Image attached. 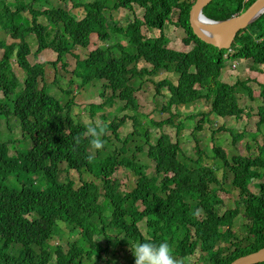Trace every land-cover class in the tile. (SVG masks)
Returning a JSON list of instances; mask_svg holds the SVG:
<instances>
[{
  "label": "trees",
  "instance_id": "obj_1",
  "mask_svg": "<svg viewBox=\"0 0 264 264\" xmlns=\"http://www.w3.org/2000/svg\"><path fill=\"white\" fill-rule=\"evenodd\" d=\"M14 1L11 9L0 0V31L12 40L0 41V117H16L35 144L25 154H16L0 141V264H123L128 257L134 262V245L144 242H166L174 258L183 261L200 252L199 264H233L263 250L264 140L252 156L229 157L215 144L208 156L205 143L194 135L192 158L181 149L180 138L174 142L165 133L149 144L158 123L145 129L137 116L133 82L139 80L156 85L158 93L168 89L173 102L169 108L204 99L211 101V113L218 118L237 119L243 114L237 86L221 81L229 51L204 43L189 25L195 0H61L70 1L72 8L46 10L37 7L41 0ZM255 1L214 0L204 15L224 22ZM136 7L144 11L143 18L135 17L126 27L106 14L133 12ZM21 14L30 15L31 24L19 22ZM167 24L182 29L184 45L193 48L185 52L171 46L164 34ZM50 30L53 35L48 38ZM146 30L160 31V36L149 37ZM93 35L105 46L80 59L75 48H89ZM34 47L36 56L56 53L51 66L70 70L81 86L70 83L63 90L57 74H48V63L30 62ZM229 57L246 59L253 67L264 64V15L237 35ZM13 67L25 72L24 86ZM162 74L167 76L159 80ZM48 76L60 88L61 97H54L45 86L40 89ZM95 83L104 84L113 95L101 96L107 102L93 105L92 117L108 106L117 107L118 114L106 127L104 148L93 154L91 138L83 135L88 126L72 117L70 108L72 94ZM239 85L246 87L244 82ZM126 110L130 113L123 115ZM211 116L187 118H200L197 129L205 131V122H213ZM258 117L261 126L263 107ZM127 118L135 131L121 140L119 130ZM169 123L177 127L179 137L184 123L178 124L175 117ZM229 133L236 143L238 137ZM143 153L156 165L154 175L139 162ZM210 160H217L220 167ZM119 170L135 177L130 192L121 189ZM72 171L78 173L80 185L70 177ZM63 173L69 176L62 179ZM225 191L238 192L239 202L222 212L225 203L231 204L221 195ZM240 213L244 233L238 235L234 224ZM65 232L68 240L61 242ZM56 242L60 243L54 246Z\"/></svg>",
  "mask_w": 264,
  "mask_h": 264
},
{
  "label": "rangeland",
  "instance_id": "obj_2",
  "mask_svg": "<svg viewBox=\"0 0 264 264\" xmlns=\"http://www.w3.org/2000/svg\"><path fill=\"white\" fill-rule=\"evenodd\" d=\"M94 0H77L78 3L85 2H93ZM6 4L9 8L13 9L14 5H16V1L14 0H6ZM67 7L72 8V3L70 1H66L65 4L61 2V0H41L37 3V7L41 10L50 9L52 7ZM79 15H83L82 12H79ZM78 14V13H74ZM109 20L116 22L119 27H126L135 17L143 18L144 11L135 8L133 12H129L127 10H121L119 12H106ZM238 15V14H236ZM235 15V16H236ZM233 18V17H232ZM178 12H174L173 14V22H177ZM19 22L31 24L32 19L28 14H21ZM145 34L149 37L160 36V31L146 30ZM164 34L171 39L172 45L178 50H184L185 52L191 50L193 48V44L186 47L183 43V38L185 37V32L171 24H167L164 29ZM53 35L52 30L49 31L48 38ZM119 36H117V40ZM0 41H4L8 44L12 42L11 38L0 31ZM114 41V40H113ZM105 45L99 42V37L97 35H93L91 38V45L86 49L75 48L74 53L78 55L80 59L86 58L88 54L95 50L98 47H104ZM36 47L33 49L32 55L29 57V60L32 64L34 63H48L47 72L54 77V74H57V83L63 87V90L67 88L68 84L73 83L75 87L79 84L77 80H75L71 76V71L68 69L61 68V66L56 69V67L51 66V62L55 61L57 58V54H53V51L42 52L40 55H35ZM135 50H132L134 52ZM2 56V51L0 50V58ZM254 66V65H253ZM251 66L250 61L246 59H233L229 58L225 61V69L221 76V81L230 85L237 86V95L239 98L240 106L244 109V112L239 118L234 119H221L212 115L211 113V101L204 100L197 101L192 105L183 107H168V91L162 90L160 93L156 90V85L146 81H136L133 82L136 87V95L139 100V110L137 113L138 118L142 121L145 129L152 125V123L157 122L158 125L152 130L153 138L150 139L149 144L154 142L162 133L168 134L174 142L179 141L180 138V147L184 151L187 156L194 157L193 149L196 145L194 135L199 138L201 141L205 143V153L208 156L212 155L211 148L214 144L221 149H223L229 157L233 155H254L256 154L257 148L264 140L263 132H264V124L258 126L257 122L259 120L258 117V109L260 107L264 108V64L255 66ZM259 67V68H258ZM14 69V67H13ZM16 75L20 79L22 86H24L26 81V75L23 70L14 69ZM167 75L162 74L159 80L165 78ZM241 82L245 83V88L242 85H239ZM46 87L48 92L52 94L54 97H61L60 88L55 85L52 79L48 76L46 79L41 80L40 89ZM249 87V89H247ZM106 93V96L110 97L113 95L112 90H107L104 88V84H92L90 86H86L82 90L77 91L72 94V105H71V116L75 119H78L81 123L89 126V124H96L98 122H102L105 127H108L113 122L115 115L118 114L117 107L108 106L104 111L96 114V117H92V106L96 104H105L107 102L106 99H102V95ZM121 106L122 103L119 102ZM171 106H175L171 105ZM172 112L177 115H172ZM129 111H124L123 115H128ZM212 115L210 117L212 123L205 122L206 130L201 131L197 130V123L200 121L198 119H188L189 115ZM121 115V114H120ZM120 116V118L123 117ZM110 116L112 119H109ZM175 117L178 120V124L184 123L181 128V134L178 137L177 135V127L173 124L169 123L170 118ZM0 141L6 143L7 148L10 153L16 154H25L29 150L33 148L35 144L34 140H32L29 136L24 135L19 120L16 117H10L9 120L6 117H0ZM149 123V124H148ZM211 125H214L211 128ZM224 127L225 129H222ZM12 129V133H5V130ZM227 130V132H225ZM135 131L134 122L127 118L126 123L120 127L119 133L121 140H125L126 137ZM233 132L237 137L238 141L235 143L236 138L231 135L229 132ZM113 131H109L107 134L112 135ZM213 139V143H211ZM122 143H119L121 146ZM91 152L95 154V149H91ZM197 157V156H196ZM198 158V157H197ZM139 162L147 167V172L149 174H155L154 170L156 165L148 159L146 153H143L138 158ZM212 165H218L217 160H210L208 162ZM66 173H63L60 177L62 179L67 178ZM70 177L76 181L78 185L81 184L79 182V175L76 172H70ZM116 177L120 181L121 189L125 192H130L133 187L136 185V179L132 173L119 170L116 174ZM12 179V178H10ZM42 188L45 187V182L40 185ZM250 191L255 193L257 190L254 185L248 187ZM224 200L231 201V204L225 203V208L222 212L226 210L234 209L236 207L237 202H239V193L238 192H222L221 193ZM131 200H129L128 205L131 206ZM242 214L238 216L236 223L234 224V232L238 235L243 234L244 230L241 224L245 221L244 218L241 217ZM57 232L55 233V235ZM68 233L62 236L61 242H67ZM59 239V240H60ZM99 239V238H97ZM101 243L106 244L105 240L101 239ZM60 242H56L54 246H57ZM202 255L200 252H197L192 258H188L186 260L176 259L177 264H199L201 261ZM123 264H134L133 259L131 257L125 258Z\"/></svg>",
  "mask_w": 264,
  "mask_h": 264
},
{
  "label": "water",
  "instance_id": "obj_3",
  "mask_svg": "<svg viewBox=\"0 0 264 264\" xmlns=\"http://www.w3.org/2000/svg\"><path fill=\"white\" fill-rule=\"evenodd\" d=\"M212 2L214 0H196L189 13L188 22L201 41L221 50L230 49L238 33L248 29L264 15V0H256L246 12L230 20L216 22L204 15V10ZM233 264H264V248L257 253L235 260Z\"/></svg>",
  "mask_w": 264,
  "mask_h": 264
},
{
  "label": "clouds",
  "instance_id": "obj_4",
  "mask_svg": "<svg viewBox=\"0 0 264 264\" xmlns=\"http://www.w3.org/2000/svg\"><path fill=\"white\" fill-rule=\"evenodd\" d=\"M195 3H196V0H195ZM231 49H232V46L230 49H223V50H228L230 53ZM229 53L228 55H225L224 57L225 61L230 58ZM166 90L168 91V97H169V101L167 105H169V103L172 104L173 102L171 100L170 91L168 89ZM197 127H198V123H197L196 129ZM106 131H107L106 127L102 122H98L96 124L90 123L86 131L83 133V135L86 137H90L91 147L99 151L104 148L103 137L106 135ZM172 252H173V249L166 242H161L159 244L153 243V242H144V243H136L134 245V250H133L132 255L134 256V264H177V260L172 255Z\"/></svg>",
  "mask_w": 264,
  "mask_h": 264
}]
</instances>
